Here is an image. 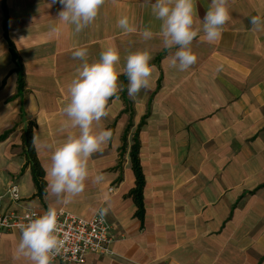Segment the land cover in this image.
Returning a JSON list of instances; mask_svg holds the SVG:
<instances>
[{"label":"crops","instance_id":"1","mask_svg":"<svg viewBox=\"0 0 264 264\" xmlns=\"http://www.w3.org/2000/svg\"><path fill=\"white\" fill-rule=\"evenodd\" d=\"M210 6L211 0H195L194 27L201 32L191 49L198 60L179 71L171 66L177 49L164 47L149 0H106L79 33L58 20V2L0 0V193L17 185L21 204L41 215L55 207L88 218L108 207L113 253H89L82 264H264V30H254L248 19L264 17V0H230L231 19L215 43L203 39L202 18ZM124 16L135 33L118 27ZM145 28L154 33L149 40L140 34ZM81 47L90 63L108 47L117 48L118 69L130 53L148 51L155 71L151 89L135 100L127 77L120 76L119 99L109 101V116L96 126L110 129L112 140L89 161L92 177L103 173L105 180L89 179L65 205L46 191L52 153L40 144L59 146L79 131L63 107L82 64L72 52ZM30 124L45 173L42 196L25 165ZM136 131L145 178L142 220L127 196L135 184L129 151ZM20 236L17 229L1 233L0 264H31L16 255Z\"/></svg>","mask_w":264,"mask_h":264},{"label":"clouds","instance_id":"2","mask_svg":"<svg viewBox=\"0 0 264 264\" xmlns=\"http://www.w3.org/2000/svg\"><path fill=\"white\" fill-rule=\"evenodd\" d=\"M62 9L58 20L73 25L76 33L89 27L97 18L106 0H52ZM155 18L161 21L160 35L165 48L177 50L171 57V66L179 71H186L197 63L198 57L191 49L201 28L194 27L195 0H149ZM230 0H211L210 9L202 18L203 39L215 43L222 38L226 25L231 19ZM249 23L254 30H264V17L250 16ZM118 27L131 34L137 28L124 16L118 20ZM57 31L55 27L51 29ZM144 40H149L154 33L145 28L140 33ZM73 59L82 61L75 77L68 85L69 100L63 107V114L70 121V126L78 129L76 135H68L59 146L42 142L40 147L51 151L50 165L45 169L49 195L58 203L65 205L82 194L86 181L92 179L95 184L105 180L103 173L92 177L89 169L90 158L96 153H103L112 140L110 129L96 131L102 119L109 116V101L119 99L121 75L127 77L128 95L135 100L141 91H149L155 65L151 64L152 55L148 51H137L126 57L122 69L117 48L108 47L100 53L99 60L88 61V49L77 48L72 52ZM219 66L217 71H222ZM38 138L34 135L33 144ZM109 208L102 207L98 214L104 217ZM61 225L55 207L21 225V236L16 249L17 257H26L31 264H52L53 258L60 254L66 244V238L60 236Z\"/></svg>","mask_w":264,"mask_h":264},{"label":"built area","instance_id":"3","mask_svg":"<svg viewBox=\"0 0 264 264\" xmlns=\"http://www.w3.org/2000/svg\"><path fill=\"white\" fill-rule=\"evenodd\" d=\"M5 195L8 198L7 206L3 204ZM21 203L17 185L13 183L7 186L5 194L0 193V235L10 229H17L21 234V225L28 223L29 218L41 215ZM57 211L61 225L60 236L66 238V244L52 262L82 264L89 253L97 255L113 253L110 247L114 241V236L110 232L111 225L105 216L101 217L98 214V210L88 218L78 216L64 208Z\"/></svg>","mask_w":264,"mask_h":264},{"label":"trees","instance_id":"4","mask_svg":"<svg viewBox=\"0 0 264 264\" xmlns=\"http://www.w3.org/2000/svg\"><path fill=\"white\" fill-rule=\"evenodd\" d=\"M12 55L15 59L19 58L17 57L14 49L11 47ZM19 64V63H18ZM18 85H19V92L23 88V78L22 73L20 71V67L18 66ZM143 121H141V124ZM32 133V126L27 128V130L24 132V141H25V148L24 152L26 155V163L25 165H30L33 181L36 186V195L42 196L45 192V186L46 181L44 179L45 173L43 168L41 167L35 153V149L32 143L31 138ZM138 133L137 131L133 134V143L130 145V151H129V158H130V165L131 170L134 175L135 184L134 186L129 190L127 193V196H129L133 202L135 203L136 210L134 215L139 218L140 220L143 219L144 216V205H143V188L145 184V178L144 173L142 170L141 162H140V156H139V141H138Z\"/></svg>","mask_w":264,"mask_h":264}]
</instances>
